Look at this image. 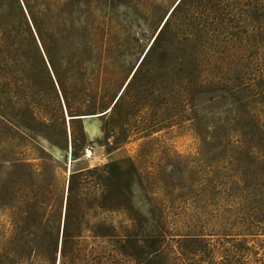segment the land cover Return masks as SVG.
Segmentation results:
<instances>
[{
	"label": "rangeland",
	"instance_id": "374dc122",
	"mask_svg": "<svg viewBox=\"0 0 264 264\" xmlns=\"http://www.w3.org/2000/svg\"><path fill=\"white\" fill-rule=\"evenodd\" d=\"M175 1L0 0V264H264V0H182L140 60Z\"/></svg>",
	"mask_w": 264,
	"mask_h": 264
},
{
	"label": "trees",
	"instance_id": "16d2710c",
	"mask_svg": "<svg viewBox=\"0 0 264 264\" xmlns=\"http://www.w3.org/2000/svg\"><path fill=\"white\" fill-rule=\"evenodd\" d=\"M181 1L182 0H180L176 4V6L173 8L172 11H174V9L179 5V3ZM216 2L217 1L215 0V3ZM226 2H228V1L217 2L218 3L217 10L220 11L221 12L220 15L223 16L222 19H220V17H219V19H220L219 22L221 23V25H223L221 27V30L224 33H227V31H228L227 29L229 28L228 25L231 22V19H230V17H231V10H230L231 4H228ZM241 6H243V5H241ZM172 11H171V13H172ZM169 16H168V18H169ZM168 18H166L164 24L161 26L160 30L158 31V33L156 34V36L152 40L151 44L149 45L148 50L143 55V58L145 57V55L147 54L149 49L154 44L157 36L159 35L161 30L165 26V23L167 22ZM216 31L217 30H215L213 27L211 29L203 28L201 31V36H203V38H204L202 40V42L199 44L189 43L186 46L183 45L181 51H179L180 52L179 58L175 59V63H176L175 65H176V68L177 67L178 68H177L176 72L173 71L175 66L172 68V76L170 78V80H171L170 84H171L172 89L174 87H177L182 91L184 98H185L184 107H186V108H190L194 105L196 95H198V94L201 95L202 93L211 92L214 84L216 83V79L218 76L215 73L217 70V66H216L215 62H216V56L221 55L220 46L215 45V44L205 43V41L208 39L209 36H210L209 38L211 39L212 42L215 41ZM205 57H206V60H208V65H207L208 69L206 70V75H204L205 77L203 79H201L199 76L200 75L199 73L201 72V61ZM133 75H134V73H133ZM175 118H176V114L172 113L168 117V119H169L168 122L172 123L173 119H175ZM113 207L114 206L112 205V207H110V208H113ZM130 208H131V206H130ZM65 223H66V221H65ZM65 223H64V225H65ZM65 239H66V235H65V230H64L63 239H62V247L65 244ZM114 253H115V251H114ZM59 264H64L63 254H62V257L60 258ZM96 264H119V259L116 256V254H114L113 256H110V257L106 258L105 260L98 261V263L96 262Z\"/></svg>",
	"mask_w": 264,
	"mask_h": 264
},
{
	"label": "water",
	"instance_id": "95a60500",
	"mask_svg": "<svg viewBox=\"0 0 264 264\" xmlns=\"http://www.w3.org/2000/svg\"><path fill=\"white\" fill-rule=\"evenodd\" d=\"M179 1H180V0H176L175 3L173 4V6L171 7V9L169 10V13L166 14V16L164 17L163 21L161 22L159 28H157V30H156V32H155V34H154L152 40L154 39V37L156 36V34L158 33V31L160 30V28H161V26H162V24H163L165 18H167V17L169 16V14L171 13V11L173 10V8L176 6V4H177ZM152 40H151V42H152ZM151 42H150V44H151ZM150 44H149V45H150ZM148 48H149V46H148ZM146 51H147V49L145 50V52H146ZM145 52L142 54L140 60L143 58V55L145 54ZM139 62H140V61H138V63H137V64L135 65V67L133 68V70H132L133 73H134L135 69L137 68ZM133 73H132V74H133ZM130 78H131V77H130ZM130 78H128L127 81H125L126 83H125L124 87L126 86L128 80H129ZM124 87L118 92V94H117L116 97L113 99V101L111 102V104H110V106H109L108 108H111V107L113 106V104L116 102L117 98L119 97V95H120L121 91L124 89ZM103 114H105V113H101V114H97V115L95 114V116L97 117V116H101V115H103ZM82 116H86V115H73V116H71V117H69V118H70V119H80V118H83Z\"/></svg>",
	"mask_w": 264,
	"mask_h": 264
}]
</instances>
